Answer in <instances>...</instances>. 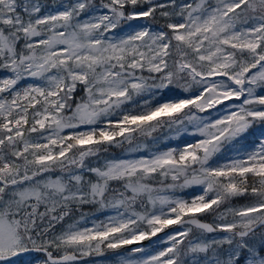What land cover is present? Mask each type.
Wrapping results in <instances>:
<instances>
[{"label":"snow or ice","instance_id":"6c2138e0","mask_svg":"<svg viewBox=\"0 0 264 264\" xmlns=\"http://www.w3.org/2000/svg\"><path fill=\"white\" fill-rule=\"evenodd\" d=\"M107 253L264 264V0H0V264Z\"/></svg>","mask_w":264,"mask_h":264},{"label":"rangeland","instance_id":"374dc122","mask_svg":"<svg viewBox=\"0 0 264 264\" xmlns=\"http://www.w3.org/2000/svg\"><path fill=\"white\" fill-rule=\"evenodd\" d=\"M158 27V25H157ZM171 95V94H170ZM184 142V138H181V139H178V140H171V141H168V140H161L160 142V148L161 149H164L166 147H175L177 146L178 144H183ZM149 145H151V141L148 142ZM144 155H147L148 153H143ZM137 156L138 155H141V153H137L136 154ZM191 191L192 190H189V194H191ZM108 213H105L103 217H100L99 215H96V216H92V219L93 220H96V221H99V220H102V219H105L107 217ZM172 229H169V230H166V231H171ZM161 236H163V234H161ZM156 239V238H154ZM144 245L146 247H155L154 245H152V243L150 241H147L146 243H144ZM101 260H103L105 262V264H112L113 260H114V254H109V255H106L104 257H101L99 258Z\"/></svg>","mask_w":264,"mask_h":264},{"label":"trees","instance_id":"16d2710c","mask_svg":"<svg viewBox=\"0 0 264 264\" xmlns=\"http://www.w3.org/2000/svg\"><path fill=\"white\" fill-rule=\"evenodd\" d=\"M49 2H50V0H49ZM113 154L116 155V156H120L121 155V151L119 149H114L113 150ZM244 203H245V201L242 198L241 199H238L237 201H235V204L237 206H240V205H242ZM86 211H89L90 212V215H91V211L90 210L86 209ZM104 214L105 213H96L94 216L99 215L100 217H103ZM205 218L208 219L207 217H205Z\"/></svg>","mask_w":264,"mask_h":264},{"label":"water","instance_id":"95a60500","mask_svg":"<svg viewBox=\"0 0 264 264\" xmlns=\"http://www.w3.org/2000/svg\"><path fill=\"white\" fill-rule=\"evenodd\" d=\"M161 234H163V233H161ZM161 234H160V235H161ZM146 242H147V241H145V242H143V243H146ZM130 247H135V246H130ZM109 254H113V253H107L106 255H109ZM106 255H105V256H106Z\"/></svg>","mask_w":264,"mask_h":264}]
</instances>
